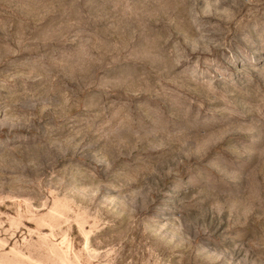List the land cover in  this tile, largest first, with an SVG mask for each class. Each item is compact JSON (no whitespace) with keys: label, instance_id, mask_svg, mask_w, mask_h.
<instances>
[{"label":"rangeland","instance_id":"obj_1","mask_svg":"<svg viewBox=\"0 0 264 264\" xmlns=\"http://www.w3.org/2000/svg\"><path fill=\"white\" fill-rule=\"evenodd\" d=\"M0 264H264V0H0Z\"/></svg>","mask_w":264,"mask_h":264}]
</instances>
